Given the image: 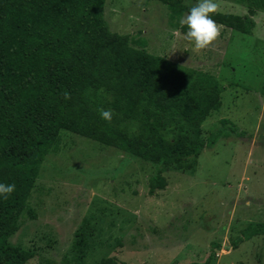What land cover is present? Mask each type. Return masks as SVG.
<instances>
[{"label": "rangeland", "instance_id": "1", "mask_svg": "<svg viewBox=\"0 0 264 264\" xmlns=\"http://www.w3.org/2000/svg\"><path fill=\"white\" fill-rule=\"evenodd\" d=\"M218 2V13H246L244 0ZM103 18L109 32L144 41L176 73L207 75L223 87L219 109L180 134L223 133L182 168L161 166L165 186L150 194L153 166L61 131L26 203L33 216L23 213L9 243L32 252L25 264H191L209 255V264H264V236L223 250L264 221V11L252 16L250 34L223 27L207 49L195 48L181 18L170 21L155 1L105 0ZM176 133L174 122L163 135Z\"/></svg>", "mask_w": 264, "mask_h": 264}, {"label": "trees", "instance_id": "2", "mask_svg": "<svg viewBox=\"0 0 264 264\" xmlns=\"http://www.w3.org/2000/svg\"><path fill=\"white\" fill-rule=\"evenodd\" d=\"M104 1L0 0V183L16 185L7 200L0 197V264H25L33 256L8 240L23 213L33 216L26 203L61 131L153 166L150 194L165 186L161 166L182 168L223 133L206 140L182 137L183 126L198 130L219 109L223 87L207 75L176 73L147 53L144 41L109 32ZM148 1L165 6L170 21L191 8L182 0ZM244 1L245 15L216 13L213 19L250 34L252 16L264 11V0ZM101 108L112 110L111 122L101 119ZM174 122L177 133L167 139L164 129ZM220 125L234 128L226 120ZM255 236H264V221L247 225L223 250H235ZM210 246L220 248L216 242Z\"/></svg>", "mask_w": 264, "mask_h": 264}, {"label": "clouds", "instance_id": "3", "mask_svg": "<svg viewBox=\"0 0 264 264\" xmlns=\"http://www.w3.org/2000/svg\"><path fill=\"white\" fill-rule=\"evenodd\" d=\"M219 9L218 0H197L189 12L180 19V25L188 29L185 38L192 41L195 48L207 49L221 35L223 25L213 19V15L218 13ZM65 98H69L67 93ZM98 111L101 119L111 122L114 115L111 109L101 108ZM15 191V183H0V197L3 199L7 200Z\"/></svg>", "mask_w": 264, "mask_h": 264}]
</instances>
